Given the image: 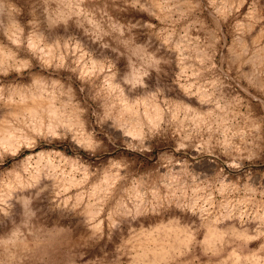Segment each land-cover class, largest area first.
I'll list each match as a JSON object with an SVG mask.
<instances>
[{"label":"clouds","instance_id":"obj_1","mask_svg":"<svg viewBox=\"0 0 264 264\" xmlns=\"http://www.w3.org/2000/svg\"><path fill=\"white\" fill-rule=\"evenodd\" d=\"M0 264H264V0H0Z\"/></svg>","mask_w":264,"mask_h":264}]
</instances>
